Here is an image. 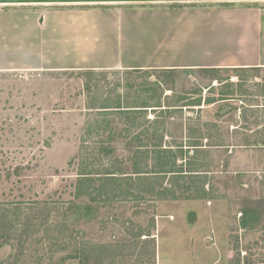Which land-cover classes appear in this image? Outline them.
Returning a JSON list of instances; mask_svg holds the SVG:
<instances>
[{
    "label": "rangeland",
    "instance_id": "obj_1",
    "mask_svg": "<svg viewBox=\"0 0 264 264\" xmlns=\"http://www.w3.org/2000/svg\"><path fill=\"white\" fill-rule=\"evenodd\" d=\"M235 74H214L223 83L208 90L212 74L197 71L0 72V264H264V148L229 147L235 130L264 132V110L249 109L264 106V70ZM201 96L224 101L180 108ZM160 101L170 110L144 109L146 117L176 123L161 133L174 152L185 148V179L148 184L133 174L106 183L103 170L130 175L142 165L141 130L114 108ZM104 120L120 137L115 158L100 155L99 135L111 131ZM171 133L183 140L175 144ZM84 170L96 173L89 188L78 187Z\"/></svg>",
    "mask_w": 264,
    "mask_h": 264
},
{
    "label": "crops",
    "instance_id": "obj_2",
    "mask_svg": "<svg viewBox=\"0 0 264 264\" xmlns=\"http://www.w3.org/2000/svg\"><path fill=\"white\" fill-rule=\"evenodd\" d=\"M197 69L264 70V1L0 7V72Z\"/></svg>",
    "mask_w": 264,
    "mask_h": 264
},
{
    "label": "trees",
    "instance_id": "obj_3",
    "mask_svg": "<svg viewBox=\"0 0 264 264\" xmlns=\"http://www.w3.org/2000/svg\"><path fill=\"white\" fill-rule=\"evenodd\" d=\"M257 69H255L256 71ZM199 72V73H203V74H209L212 77H210V81L211 83L205 88L208 90H212L214 87V84H219L221 85L223 83V81L219 78H217L218 76H215L214 74L216 73H224V72H235L236 74L239 72H245L244 70L241 69H197V70H166L163 71V74L166 73H173V74H178L180 72H185V73H190V72ZM235 74V75H236ZM235 77H238L237 75ZM227 81V80H226ZM230 81V80H228ZM169 99V98H168ZM186 99H184V101H186ZM205 100V103H208V105L214 104L217 101H224V99L219 98V100H216L215 98L213 99H203L202 96L201 98H199L198 100H195L193 102H185V104L183 102H181L183 106H180V108L183 107H189V108H196V107H201L203 101ZM164 107H167V109H162ZM168 107H172V106H164L161 104V101L158 102L157 104H155L154 106H149L147 104L143 105V106H131V107H123L122 104H119L115 109V112L120 113V115H122V118L124 120V122H126V124L129 125V127L132 128H136V129H140L141 133L139 135V137H136V141H138V145L136 143L135 147H143L142 148V165H139L138 167V163H136L135 166H131L132 169L131 171H133V173H131L129 175V173H125L124 172V168L119 171V170H103V172L99 175L102 178H105L104 181H106V183H117L119 182L118 180L122 178L123 175L126 176H131L133 174L139 175L140 177H147L144 180H146V182H148V184H150L151 180L155 182L160 181V180H166L167 177H172V180H183L185 179L183 177V174L185 173L184 171V166L183 164L181 166L178 165V159L179 158H183V155L185 154V148L183 147V145H178V151L177 153H180L181 155L178 156V154L176 152H174L173 148H171L169 145H165L163 142L164 141H168L169 139H165L166 137L164 135H162L161 130H163V128L167 131L168 128H175L176 123L172 122V120L168 117H166V119L164 121H160L159 119L154 120H149V118L146 117L147 113L144 109H149L152 108L154 109L153 111H158L157 109H162L161 111H169L170 108ZM104 110L110 109V108H102ZM192 109V110H193ZM201 109V108H200ZM198 109V110H200ZM237 108H233L230 107L229 111L227 113H232L231 111H235ZM224 110L225 108H222L221 111L219 113H223L224 114ZM105 114L104 117H107L110 114H106L108 112H103ZM145 118V120H144ZM140 119H143L144 122L141 123ZM167 120V121H166ZM104 127L105 128H109L111 129L110 131V137L106 138L105 136L99 135V138L103 139V141L99 142L100 144V155L105 156V157H109L108 155L112 156L115 158L114 153L116 148L113 147V143L114 141H117L115 139V137L120 138L119 136H115V132L114 129H112V127L110 128L109 123H107L106 120H104ZM150 121V122H149ZM184 126H181V129H183ZM112 134V135H111ZM117 135V134H116ZM171 135V140L177 144L178 143V139L181 140V138L183 136L178 137L177 135H173V133L170 134ZM232 136L233 140H232ZM191 136H188V139H190ZM224 136L223 135H218V136H208V139H210L213 143L215 141H217V139H223ZM126 139V138H125ZM183 140V139H182ZM181 140V141H182ZM230 145L229 147H233V149L238 148V147H250L253 149H262L264 148V134L263 135H259V136H250L249 134H242L241 136L238 134V132H235L231 134V138H230ZM133 140L129 141L128 148L129 151H132V146H134ZM140 143V144H139ZM169 143V142H166ZM164 144V145H163ZM196 147L198 145H191L190 147ZM190 147L188 148L190 150ZM139 153V152H138ZM152 162V168L149 170V163ZM230 161L225 160V164L223 166H229ZM198 171H195L193 173H197ZM122 173V174H121ZM96 173L93 172L92 170H84L80 176L85 179L80 181L78 183V187L81 188V186L85 185L84 187L89 188L90 184L94 182V177H95ZM170 175V176H169ZM92 185V184H91ZM107 185V184H105ZM108 186V185H107ZM155 190V188H153V191ZM130 191V190H127ZM148 191H152V190H148ZM170 192V189H164L163 190V194L165 195L166 193ZM161 193L158 192L157 195H160ZM102 196V193H99V197ZM93 201V200H92ZM91 209V208H89ZM245 225V224H244Z\"/></svg>",
    "mask_w": 264,
    "mask_h": 264
},
{
    "label": "water",
    "instance_id": "obj_4",
    "mask_svg": "<svg viewBox=\"0 0 264 264\" xmlns=\"http://www.w3.org/2000/svg\"><path fill=\"white\" fill-rule=\"evenodd\" d=\"M214 0H0V5L13 4H122V3H171V2H202ZM217 1H264V0H217Z\"/></svg>",
    "mask_w": 264,
    "mask_h": 264
}]
</instances>
